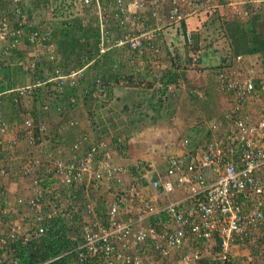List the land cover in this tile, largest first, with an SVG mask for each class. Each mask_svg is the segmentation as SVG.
<instances>
[{"label": "built area", "instance_id": "obj_1", "mask_svg": "<svg viewBox=\"0 0 264 264\" xmlns=\"http://www.w3.org/2000/svg\"><path fill=\"white\" fill-rule=\"evenodd\" d=\"M9 1L11 8L0 16V39L9 40L7 50L17 48L24 38L30 44L43 45L50 31L43 34V28L30 23L24 0ZM96 1L79 0V4L88 11L93 9L100 26L98 56L127 48L141 59L139 66L160 55L167 26L183 24L203 11L226 21L250 18L264 9V0H115L107 10L93 8ZM148 8L156 18L155 25L146 18ZM184 37L192 46L190 69L197 71L201 50L193 47L189 30H184ZM36 62H31L34 70ZM80 73L56 67L46 74L43 84L53 83L63 93L65 86L78 85ZM152 77L157 74L150 66L149 77L144 75L140 85L147 86ZM217 77L235 108L211 127L220 133L227 124L223 126L226 133L206 139L182 158H168L164 172L154 178L149 176L151 172L134 174L116 162L115 153L122 151L121 138L116 143L84 132L67 148L61 138L44 139L47 125L33 118L21 123L22 137L8 138L11 126L0 116V158L5 162L0 165L1 178L12 175L9 158L22 143L38 147L37 153L21 156L17 165L22 176H34L29 201L20 198L17 202L22 207L12 209L0 184V254L43 236L47 231L44 222L56 217L70 222L76 241L60 256L68 258L65 264H264V108L257 118L249 110L251 99L264 105V59L249 74L227 65L220 67ZM40 84L0 91V103L4 95L18 91L13 102L21 104L27 91ZM70 103L77 105L78 98L72 96ZM44 162L53 165L48 178L39 175ZM105 184L114 191L101 206L91 194ZM147 187L157 191L158 201ZM181 190L183 195L178 196ZM10 214L12 224L5 222ZM2 225L7 227L5 231ZM239 246L256 254L241 260L240 254H234ZM208 250L211 254H202Z\"/></svg>", "mask_w": 264, "mask_h": 264}, {"label": "crops", "instance_id": "obj_2", "mask_svg": "<svg viewBox=\"0 0 264 264\" xmlns=\"http://www.w3.org/2000/svg\"><path fill=\"white\" fill-rule=\"evenodd\" d=\"M5 1L6 0H3V2L0 1V11L6 8V4H4ZM28 1L29 0L25 1V5L27 6L29 5ZM30 1L31 4L29 5V9L32 10L30 7H33L41 0ZM42 1L43 4L47 2V0ZM114 2L115 0H97L93 8L98 9L99 7L102 10H107L110 6L114 5ZM78 7V10L82 12L77 14L76 27L71 26L61 31V33L63 32L67 35L70 46L72 45V41L75 40L78 46L80 44L82 45L78 48L79 50H87L86 52L92 50L95 54L97 52V45H95V42L99 36L100 26L97 24V19L93 15L92 8L88 11L82 8L79 3ZM166 10L168 11L167 7ZM196 15H198L201 25L193 30L187 26L186 30H189L193 35V47L197 46V48L199 47L201 50V63L198 64L199 70L197 71L190 69L192 46H189L188 42H186L184 37V28L186 27H184L183 24L167 26L163 31V39H161L162 52L154 59V61H157V64H153L154 61H149V63L143 62L141 66H139V64L133 60V58L136 57L135 54L127 48H114L111 50V53H109L113 58L115 57L116 64H121L116 74H120L121 76L123 73L128 74V76L135 75L136 78L141 80L144 75L146 78L149 77V68L151 66L152 70L157 74V77L160 76L159 78H150L151 81L147 86L145 85V88L140 86V88L143 89L140 93L135 91L138 87L135 86V77V79L128 77L124 80L125 86L127 87V89L124 90V98L128 94H126V92H129V94L132 93V96L135 97L140 94L135 104H142V112L139 117L134 119L128 126L126 123H129L130 120H126L124 122L125 126L122 128V131L130 130L129 134H131H128L129 137L125 139L127 148L124 149V151L115 153L116 162L124 168L131 169V167L142 162L145 164L147 163L151 166V173L149 176L154 178L158 174L164 172L168 158L172 156L182 158L189 150L198 146L206 139H215L220 133H226L224 130L225 127L223 126L227 124L221 126L222 132L220 133L214 132L211 127L213 122L224 120L227 114L235 108L232 96L224 92L219 86L217 71L220 67L222 68L223 65H226L228 60L232 59L228 66L233 67L237 72H241V74H249L251 68L253 66L258 68L264 59V11L261 10L250 18L239 17L226 21L219 18L218 15L212 17V15L204 11ZM85 18H88V21H86ZM146 18L153 25L157 23L150 8L147 9ZM64 21L65 20H59V22H57L58 24H56V28L61 27L64 29L62 26L66 23ZM67 24L68 23L65 25ZM56 28L54 27V29ZM54 32L53 30V35L55 37ZM115 33L117 34V31H115ZM56 38H58V36ZM245 38H247V42L243 40ZM27 39L28 38H24L23 42L17 47V52H14L15 55H20V57H26L25 54L28 56L30 55L27 51L28 49H26L29 47ZM8 44L9 40L3 41L0 39V53ZM57 44L59 47L60 44L62 45L61 41ZM238 51L242 52L239 53ZM240 55H243V58L238 61L237 57ZM85 56L89 57L88 54H85ZM96 60L99 61L97 57L93 58L81 68V74L83 76L81 80L83 83L86 81V84H90L94 81V77L97 75V72L93 69L96 67ZM18 72H22L24 77L19 79ZM3 74L9 75V77L11 76L7 79L8 82L2 80ZM3 74L0 76V84L4 86L3 89H0L2 92L15 89L22 80H26L27 82L37 77V74H32L27 64L14 65L8 68ZM114 82L117 83L115 78L114 80L110 79L107 86L113 85ZM119 82H123L122 78H119ZM79 88V91L83 92V90H81L83 87L81 86ZM106 89H109L107 93L104 94L106 97L100 96L97 98V91L94 90L91 92L90 89H87L85 94L84 92L78 93V105L73 108L67 100L68 104L66 101L64 103L63 101L59 102V100H57L56 102V95L49 96L48 98L53 102V105L57 104L55 107L49 106V109L45 110L44 107L47 100L43 101V108L41 107L42 104H39L40 102L34 104L36 107L39 105V107L43 109L45 116L44 112H38L34 105L28 108V102L26 105L22 102V107L13 106L14 104L11 102V98L13 97L4 95L2 98L3 101L0 103V116L11 126L8 138L15 136L22 137V132H20L19 129L21 123L26 118H34L47 125L49 130V136H46L47 139L51 138L50 136H53L51 138L52 140L56 137L61 138L65 147H71V144L79 135L84 132L93 131L94 121L98 120V116H91L92 113H90L89 104L93 102L99 104L105 98L112 100V104H114L117 99H123L118 96V88L113 90V88L106 87ZM118 91L119 94H121L120 90ZM200 93L204 94L203 98L199 97ZM90 94L92 97H90ZM87 95L89 97H86ZM8 98L9 102L6 104L5 100ZM24 102H26V99ZM135 104L132 103L131 107H134ZM97 108L96 106V111L98 110ZM262 108H264L262 103L256 99L250 100L249 110L253 117H259ZM237 113L240 114V109L237 110ZM37 114L39 117L36 116ZM197 130L205 132L206 137H199V135H197L199 133H196ZM51 133L52 135H50ZM186 140H188L189 145H185ZM42 145L44 144L40 146L42 147ZM31 151L37 153V150H33V148H29L26 143H22L17 149L18 153L10 155L9 158V164L12 165V175L9 178L0 177V184L3 189H6V194L12 202V209H16L18 206L21 208V204H18L19 199L31 198L35 189L34 176H22L17 169V165L20 162L19 158L29 155ZM39 151V154L43 152L42 150ZM161 153H166V155L158 156ZM2 163L5 162L0 158V165ZM44 164L45 165L41 167V173L45 171L47 163L44 162ZM147 190L149 195L152 194L154 195L152 196L154 199H157V201L159 200L157 191L152 190L150 187H147ZM113 191V186L109 187L105 184L102 188L95 191V193H92L91 198L97 204L103 206L105 205V199L111 197ZM182 195L183 190L179 192L178 196ZM47 201L49 202L50 200L47 199ZM2 202L3 198L0 195V203ZM11 220H13L12 217ZM234 254H240L239 258L247 261L249 254H256V252L244 246H239L234 249Z\"/></svg>", "mask_w": 264, "mask_h": 264}, {"label": "trees", "instance_id": "obj_3", "mask_svg": "<svg viewBox=\"0 0 264 264\" xmlns=\"http://www.w3.org/2000/svg\"><path fill=\"white\" fill-rule=\"evenodd\" d=\"M210 15H212V17H214L213 14H210ZM183 25H184V27H186L184 29H187V21L184 22ZM54 31H55L54 32L55 37L60 35V32H59L60 30H58L56 28V29H54ZM62 35H63V37L67 36L63 32H62ZM243 40H245L247 42V38H245ZM74 42H75V40L72 41V45L77 48L78 45L76 42L75 43ZM64 44H66V42L62 43L63 46H64ZM62 45L60 44L61 47H62ZM95 45H97V52L95 54L93 53L92 50L88 51V52H86L87 50H84L82 56L85 54H88V56H89L88 60H92L95 57H97V59H98V37H97V40L95 42ZM80 46H82V45L80 44ZM13 50L16 51L17 48H13ZM238 52L241 53L242 51H238ZM109 53H111V51L107 52V54L104 55L102 60L99 59V61L98 60L95 61L96 67H94L93 69L97 72V75L94 77V81H92L90 84H87V86H86V84L84 85V83L81 80L82 77H80L81 79L78 80L77 86L76 85L65 86V90L63 93L62 92L59 93L58 89H56L57 91L55 90L56 92H53L57 97L56 102H57V100H59V102L63 101L65 103V101L68 98L70 99V97H72V96L78 97V95H79L78 93L82 92V91H79V89H80L79 83L81 85H83V89H81V90H83V92L86 93L87 89H90L91 92H93L94 90H97L96 86H97L98 80L103 79V82L105 80V83H108L110 81V79L114 80V78H115L117 80V83H118L119 78L120 79L121 78L126 79L128 77H130L131 79L136 78L135 75L128 76V74H124L121 76L120 74H116V72L120 68L119 65H121V64H119V65L116 64L115 57L113 58V56L109 55ZM62 55L66 58V60H68L67 55H66V53H64V51H62ZM133 60L136 61V63H137L136 58H133ZM230 60H232V59H230ZM230 60H228V62H226V65H223V67L230 64L231 63ZM199 63H201V58H200ZM42 64L40 63V64H38V66L39 65L41 66ZM43 65L45 67H49L51 69V67L48 66L47 63H44ZM50 69H48V70H50ZM48 72L51 73L53 71L51 70ZM45 78H46V75H45ZM47 84L50 85V83H47ZM0 85H1L0 89H3L4 86L2 84H0ZM41 89L42 88H39L38 92L34 93L35 102L36 103L42 102V104H44L43 103L44 98L49 97V94L50 95H54V94L52 92H50L49 89L46 90L44 88V90H42V91H41ZM141 89L142 88L137 87V92L138 93L142 92L143 89L142 90ZM132 95H133L132 93L131 94L128 93L125 98L117 99L116 103H114V104H112L113 101L108 99V98L103 99L101 101V103H99V104H97L96 102L89 104V108L91 111L90 113H92L91 116L92 117L98 116V120L94 121V129H93L96 139H98V140L99 139H110V140H113V142L117 143L118 142L117 138L121 137L122 139H124V141L122 142V151L127 148V142L125 141V139H126V137L127 138L129 137L128 133H126L125 130L122 131V128L125 126L124 122L126 120H130L129 123H126L127 126L130 125L134 121V119H137L139 117V115L142 112V110H141L142 104H138V105L135 104L136 101H138L137 97H140V94H138L137 97L132 96ZM86 97H89V96L87 95ZM90 97H92V95ZM142 100H143V98H142ZM132 103L135 104L134 107L133 106L131 107ZM55 105H57V104H55ZM55 105H53V102H52L51 106L55 107ZM96 106L98 107L97 111L95 110ZM96 113H98V114H96ZM143 114H145V113H143ZM36 116L39 117L38 114ZM44 116H45V112H44ZM115 126H117V127H115ZM48 134H49V130L46 132V134H44V139H46V136H48ZM119 135H121V136H119ZM37 138H38V136H37ZM31 148H33V150L38 149V147H36V146H31ZM131 170L134 174H137L140 172H143V173L146 172L147 173V172H151V166L148 165L147 163L145 164L142 162L139 164V166L131 167ZM50 175H52V173H50L48 176H50ZM12 219H13V217H12ZM76 220H77V218H76ZM44 225L47 228V231L43 236L36 238L27 244L17 245L16 251H10L9 250L3 255L0 254V264H65L68 261V258L67 257H60V256L62 254H64L66 251L70 250L73 247L74 243L76 242L73 239V236H74L73 232L74 231H73L72 225L70 224L69 221H67V219L56 218V217L46 220L44 222ZM58 257H60V258H58ZM56 258H58V259H56Z\"/></svg>", "mask_w": 264, "mask_h": 264}, {"label": "rangeland", "instance_id": "obj_4", "mask_svg": "<svg viewBox=\"0 0 264 264\" xmlns=\"http://www.w3.org/2000/svg\"><path fill=\"white\" fill-rule=\"evenodd\" d=\"M0 1L3 2V0H0ZM25 1L26 0H24V5H25ZM28 3L30 5L31 1L29 0ZM76 3H77V0H47V2L43 4V1L41 0V1H38V3L36 5H34L33 7L32 6L30 7V8H32V10L29 9V5L28 6L25 5V8H26L25 10L27 12L29 19L31 20L30 23L33 26H38L41 24V27L44 30L43 34H46L48 31L53 32L54 27L56 28V26H57L56 24H58L57 22H59V20L60 21L65 20L64 22H66L68 24L65 25L66 24L65 23L62 25L64 27V29L61 27H57V29L60 30L59 32H60L61 36L59 35L58 38H56V37H54V35L52 33V35H51L52 38L47 39L43 45H33V44H30V42L28 41L29 45L28 44L27 45L29 47H27L26 49H28L27 51L30 54L29 56L27 54H25L26 57H23V56L20 57V55H15L14 52H17V50L15 51L12 49L11 51H8L7 47L0 53V71H1L0 76L4 72H6V70H8V68H10L14 65H23V64L29 65V68L32 71L33 75L37 74V77L35 79L29 80L27 82H26V80H24V81L22 80V82L19 84V86H17L15 88L16 90L27 89L30 86L38 85L39 82L42 83L39 86L34 87L31 90V92H30V89L27 91V93L24 97L26 99V102H24L25 99L22 97L24 99V100H22V102L25 105L28 102V104H27L28 108L32 107L36 103L34 93L38 92L39 88H42L41 91L44 90V88L46 90L48 88L50 90V92H52V93L57 91L56 90L57 88L54 86L55 84H53V83H50V85L43 84L44 83V77L48 71H51V70L53 71V69H55L56 67H61L65 71H67V73L71 72V71H79V69H80V72H82L81 68L84 67V65H86L88 62H90V60H88L89 58L87 56H85V55L82 56L83 51L78 49L81 46L79 45L77 48H75L73 45L70 46L69 45V43H70L69 38L67 36L63 37V35L61 33V31H64L65 29H68L71 26L76 27V25H77L76 18L78 17L77 14H79V12H82V11L78 10L79 7H78V4H76ZM4 4H6V8H4L2 11H0V16L2 14H4L8 9L11 8L9 0H6ZM262 11H264V9H262ZM93 15H94V12H93ZM85 20L88 21V18H85ZM200 25L201 24H200V20H199L198 15L191 17L190 19L187 20V26L192 30L197 29V27ZM67 26H69V27H67ZM51 32H49V33L51 34ZM59 41H61V43L66 42L67 46H66V44H64V46L62 45L63 48L61 46L59 47V45L57 44V43H59ZM55 42H57V43H55ZM62 51H64V53H66L68 60H66V58L62 55ZM135 58H137V62L139 63L141 59L138 57H135ZM33 59L34 60L37 59V62H36L37 63V69L36 70H34V68L32 69V67H31V62L33 61ZM98 59L102 60L103 56L99 55ZM40 63L41 64L47 63V65L50 66L51 69L49 67H45L43 64L41 66L40 65L38 66V64H40ZM48 69H50V70H48ZM123 75H124V73H123ZM18 76H19V79L24 77L22 72H18ZM80 76L83 77L81 73H80ZM10 77H9V75L3 74L2 80H4L5 82H8L7 79ZM80 79L81 78H79V80ZM137 79L138 78L135 79L136 80L135 86H138V87L141 86L142 88H145V86L143 87L142 85H140V82H139L140 79H138V80ZM124 80H125V78L123 79V82H121V83L120 82L119 83L114 82L113 85L111 84V86H109V87L107 86V83H103V79L100 83H98V81H97V86H96L97 90H95V91H97V98L100 96L106 97V96H104V94L107 93V91L109 90V89H106V87L107 88H113V90H116L118 88V90H120V92H121V94H119V91L117 90L118 96L124 98V95H123L125 92L124 90L127 89V87L125 86ZM104 82H105V80H104ZM85 84H86V82L84 83V85ZM81 86L83 87V85H81L79 83V87H81ZM86 86H87V84H86ZM135 91H137V90H135ZM58 92H59V90H58ZM16 93L19 94V92L17 91V92H13L11 94H6V95L15 97ZM127 93H129V92H126V94ZM49 96L51 97L52 95L49 94ZM11 99H12L11 102L14 104L13 106L22 107V102H21V104H16L13 102V98H11ZM44 100H47L45 105H47V103H48L49 106L51 107L52 102L50 101V99L48 97L47 98L45 97ZM5 101L7 104L9 102V98L6 99ZM67 101H66V103H67ZM39 104L41 105L42 102H40ZM41 107L43 108L44 104H42ZM41 107H39V105H37V107L35 106V108L38 110V112L39 111L43 112L42 111L43 109H41ZM126 133L129 134L130 130H127ZM196 133H199L197 135H199V137H201V138L206 137L205 132H200V130H197ZM129 135H131V134H129ZM42 155L44 158L46 157V154L43 152H42ZM162 155H166V153H161L158 156H162ZM52 171H53V165L48 164V165H46L45 171H43V173H39V175H41V177H43V178H46V177H48V175ZM24 200L29 201L30 198L27 197ZM11 203L12 202L10 201V204ZM16 208L18 209V207H16ZM12 216L13 215L10 214V216L8 218L5 217L6 218L5 222L8 221L9 222L8 224H12L11 223L12 222V220H11ZM6 228L7 227L2 225L1 230L5 231ZM202 254H211V253L208 250L206 252L203 251Z\"/></svg>", "mask_w": 264, "mask_h": 264}, {"label": "clouds", "instance_id": "obj_5", "mask_svg": "<svg viewBox=\"0 0 264 264\" xmlns=\"http://www.w3.org/2000/svg\"><path fill=\"white\" fill-rule=\"evenodd\" d=\"M78 3H79V0H77V3H76V4H78ZM261 10H262V9H261ZM261 10H260V11H261ZM38 26L41 27V24L38 25ZM41 28H42V27H41ZM50 32H51V31H50ZM51 35H52V32H51V34H50V38H52ZM50 38H49V39H50ZM112 50H113V49H112ZM110 51H111V50H110ZM106 54H107V53H106ZM103 56H104V55H103ZM122 80H123V78H122ZM101 81H102V80H101ZM103 83H105V82H103ZM70 99H71V97H70ZM70 99H69V98L67 99V100L69 101V104H71V103H70ZM77 105H78V103H77ZM77 105H75V106L70 105V106L73 108V107H76ZM90 132H91L92 136H93L94 138H96V137H95V133H94V131H90ZM119 138H121V137H118L117 140H118ZM121 139H122V138H121ZM122 140L124 141V139H122ZM123 151H124V150H123ZM120 152H121V151H120ZM136 166H139V164L136 165ZM127 169H128L129 171H132L130 168H127Z\"/></svg>", "mask_w": 264, "mask_h": 264}]
</instances>
